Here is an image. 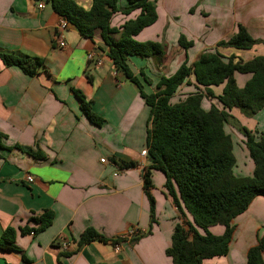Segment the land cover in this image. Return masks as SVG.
I'll return each mask as SVG.
<instances>
[{
	"label": "crops",
	"instance_id": "0c3cea01",
	"mask_svg": "<svg viewBox=\"0 0 264 264\" xmlns=\"http://www.w3.org/2000/svg\"><path fill=\"white\" fill-rule=\"evenodd\" d=\"M72 1L84 10L91 7V0ZM40 3L42 8H38ZM126 6V0H118L119 8ZM155 10V23L133 40L161 44L163 59L128 57L133 74L141 81L142 73L151 82L141 81L146 93L154 92L158 80L172 75L186 59L190 64L204 51H213L239 25L253 39L264 41V0H156ZM138 14L139 10L127 16L116 13L110 26L120 28ZM60 20L44 0H0V53L25 58L30 65L38 62L35 75L29 76L0 59V236L7 227L16 230V250L0 249V264H172L165 250L181 220L158 171H151L155 223L145 235L150 206L143 175L150 162L140 153L146 148L150 129L149 107L135 85L108 61L99 31L88 39L67 25L62 33L65 45L59 47L56 26ZM181 36L192 43L186 51L178 46ZM217 51L226 58L249 61L264 56V45ZM88 53L93 60H87ZM96 59L101 65L95 64ZM249 77L235 75L237 86L243 87ZM222 87L212 89L215 96ZM76 91L102 119L100 125L83 114ZM195 91L189 78L171 103ZM211 104L219 107L215 99L201 102L204 110ZM231 114L247 129L264 133V109L251 117L237 109ZM225 132L231 138L237 135L243 147L235 151L233 144L234 174L251 176L253 163L244 138L228 125ZM129 163L134 167L120 169L119 165ZM27 175L33 182L26 181ZM45 212L53 215L46 229L34 235L20 234V228H36L33 218ZM232 225L235 230L227 254L201 264H246L248 249L264 234V197L254 198ZM87 228L107 241L80 244ZM131 231L137 232L135 241L129 237ZM208 232L220 236L224 227L210 226ZM115 239L121 240L117 252L109 242Z\"/></svg>",
	"mask_w": 264,
	"mask_h": 264
},
{
	"label": "trees",
	"instance_id": "16d2710c",
	"mask_svg": "<svg viewBox=\"0 0 264 264\" xmlns=\"http://www.w3.org/2000/svg\"><path fill=\"white\" fill-rule=\"evenodd\" d=\"M44 1L81 37L91 39L99 31L108 49V61L116 72L135 85L149 107L146 157L150 165L144 171L143 190L150 206V224L145 235L150 234L155 223L151 171H158L165 178L163 187L166 195L171 198L181 220L174 227L170 245L165 250L172 264H201L204 260L225 256L235 230L232 221L247 210L254 198L264 197V133L247 129L231 114L237 109L244 116L251 117L264 109V56L249 61L235 60L233 56H222L217 48L249 50L256 44L264 45V41L253 39L239 25L236 32L229 39L220 41L213 51H204L190 64L186 59L172 75L158 80L154 92L146 93L141 81L147 85L151 82L142 73L141 81L133 74L128 57L155 56L162 60L165 55L164 46L159 43L133 40L143 29L155 23L156 0H126L127 6L122 9L118 7V0H91L89 10H84L72 0ZM136 10L139 14L135 19L126 21L120 28L110 26L114 14L120 12L127 16ZM178 46L186 51L192 43L181 36ZM0 59L6 66H17L25 74L35 75L38 62L30 65L25 58L4 53H0ZM237 74L250 76L243 87L237 86ZM189 78L193 79L196 91L177 103H171L174 94ZM221 85V92L215 96L212 89ZM75 95L87 119L100 125L102 119L91 112L90 103L81 93L76 91ZM205 98L215 99L219 107L211 104L208 110H204L201 102ZM225 125L244 138L243 144L253 163L251 176L234 174L236 157ZM111 161L116 163L114 159ZM119 167L127 169L134 164ZM52 217L51 213L45 212L33 218L38 225L36 228L24 227L19 232L21 235L37 234L51 224ZM214 225L224 227L222 235L214 236L208 232V227ZM15 236L16 230L7 227L0 236V249L16 250ZM137 238L135 235L133 240ZM92 241L106 242L107 239L87 228L82 232L79 243ZM109 242L116 245L121 240ZM263 259L264 234L257 237L256 244L248 249L246 264H264Z\"/></svg>",
	"mask_w": 264,
	"mask_h": 264
},
{
	"label": "built area",
	"instance_id": "2783aa9c",
	"mask_svg": "<svg viewBox=\"0 0 264 264\" xmlns=\"http://www.w3.org/2000/svg\"><path fill=\"white\" fill-rule=\"evenodd\" d=\"M43 7V4L42 3H40V4H38V8H42ZM67 28V23L65 22V20L64 19H61L60 21H59V23L57 24V26H56V29H57V33H58V35H59V39H60V42H59V47H64V42H63V40H62V33L65 31V29ZM87 60H93V58H92V53H88L87 54ZM95 64L97 65V66H99V65H101V60H99V59H96L95 61ZM141 156H143V157H146L147 156V148H145V149H143L142 151H141ZM100 162L101 163H104V159H101L100 160ZM26 181L28 182V183H31V182H33V178L30 176V175H27L26 176ZM136 231H131L130 233H129V237L131 238V237H134L135 235H136ZM119 246L116 244V245H114V248H115V251L117 252L118 251V248Z\"/></svg>",
	"mask_w": 264,
	"mask_h": 264
},
{
	"label": "rangeland",
	"instance_id": "374dc122",
	"mask_svg": "<svg viewBox=\"0 0 264 264\" xmlns=\"http://www.w3.org/2000/svg\"><path fill=\"white\" fill-rule=\"evenodd\" d=\"M177 99L180 100V97H178ZM234 130H235V129H234ZM235 131H236V130H235ZM237 139H238L237 135H234L233 138H232V140H233V144H234V146H235V151H236L237 146H238V147H241L240 144H239V142L237 141ZM241 148H243V147H241ZM240 159H241V156L238 154V155H237V160L239 161Z\"/></svg>",
	"mask_w": 264,
	"mask_h": 264
}]
</instances>
